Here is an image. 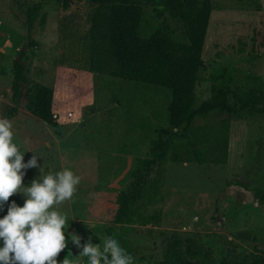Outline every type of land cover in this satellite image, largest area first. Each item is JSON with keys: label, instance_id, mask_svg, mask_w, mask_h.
Listing matches in <instances>:
<instances>
[{"label": "rangeland", "instance_id": "1", "mask_svg": "<svg viewBox=\"0 0 264 264\" xmlns=\"http://www.w3.org/2000/svg\"><path fill=\"white\" fill-rule=\"evenodd\" d=\"M211 2L205 70L195 94L197 105L217 97L218 108L164 134L166 90L77 68L78 42L95 4L0 0V118L12 122L14 141L27 151L24 162L38 156L41 169L27 170L25 185L65 168L81 177L72 200L58 206L81 247L91 239L102 249L104 229L122 225L130 228L135 264H169L199 251L214 264H264V201L254 195L256 188L264 192V0ZM143 7V30L150 33L162 19L151 5ZM164 20L181 39V23L167 15ZM20 49L25 83L14 101L12 60ZM228 67L234 81L223 86L215 78ZM36 84L53 90L56 127L30 111ZM237 88L252 90L251 109L238 101ZM215 135L226 140L224 162L214 160ZM159 138L166 160L150 164ZM125 193L130 221L115 223ZM9 200L23 204L19 193ZM65 258L86 264L70 242L57 260Z\"/></svg>", "mask_w": 264, "mask_h": 264}, {"label": "trees", "instance_id": "2", "mask_svg": "<svg viewBox=\"0 0 264 264\" xmlns=\"http://www.w3.org/2000/svg\"><path fill=\"white\" fill-rule=\"evenodd\" d=\"M88 1L95 4V8L89 19V26L78 42L79 53L74 59L78 69L93 76L104 75L166 90L170 100L166 116L168 126L160 131L164 134L172 129L186 128L196 115L218 108L217 97L212 96L197 105L195 94L196 82L205 70L202 51L213 9L211 0ZM143 3L151 5L155 17L162 19L160 25L150 33L143 30ZM166 15L181 23V39L174 36L170 25L164 20ZM32 44L35 46L36 42L33 41ZM24 56L23 49H20L17 57L12 60L10 92L14 101L21 98L25 83L22 63ZM233 71V67H228L215 80H223L222 85L228 86L234 81ZM215 94L218 92L213 95ZM237 99L241 104L252 108L254 97L251 89L237 88ZM52 101V88L43 84L34 85L31 113L44 123L56 127L57 116L52 110ZM249 114H253V111H249ZM212 144L211 151L216 153L214 160L224 162L226 140L215 135ZM151 151L153 155L150 164L166 160V143L160 142V138L159 143L155 141V147ZM254 195L264 201L262 190L254 189ZM127 208L128 193H125L117 208L115 223L130 221L129 217L126 218ZM104 231L105 237L112 236L119 240L122 247L132 256L135 255V248L128 239L129 227L110 225ZM169 264H214V261L199 251L193 259L177 258ZM234 264L247 263L240 261Z\"/></svg>", "mask_w": 264, "mask_h": 264}, {"label": "clouds", "instance_id": "3", "mask_svg": "<svg viewBox=\"0 0 264 264\" xmlns=\"http://www.w3.org/2000/svg\"><path fill=\"white\" fill-rule=\"evenodd\" d=\"M13 124L0 118V264H72L57 260L71 246L86 264H135L134 257L119 240L106 236L102 249L68 232V216L58 206L71 201L81 177L70 169L40 174L30 184L23 183L27 170L38 169V156L26 163L21 146L14 141ZM41 173V172H40ZM22 194L23 204L9 200ZM66 229V230H65ZM67 235V238H66Z\"/></svg>", "mask_w": 264, "mask_h": 264}]
</instances>
